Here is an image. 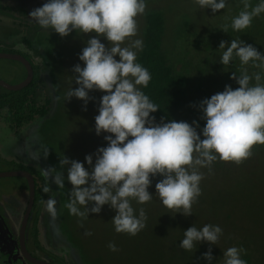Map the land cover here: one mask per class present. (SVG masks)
Segmentation results:
<instances>
[{"label":"rangeland","instance_id":"374dc122","mask_svg":"<svg viewBox=\"0 0 264 264\" xmlns=\"http://www.w3.org/2000/svg\"><path fill=\"white\" fill-rule=\"evenodd\" d=\"M58 1L63 0H0L13 10L0 11V48L19 51L40 67L43 53L25 45L23 37L29 39L33 33L21 24L51 23L56 20L51 12L58 16L60 10L62 15L73 14L56 37L51 36L57 32V20L39 30L49 42L51 56L46 91L50 111L45 124L36 119L12 130L0 116V172L25 166L39 187L43 182L49 184L47 198L38 203L29 221L28 229L36 219L38 230V245L31 233L27 236L31 253L53 264H78L76 256L72 259L74 251L81 264H247L239 248L242 239H248L245 244L250 248L244 250L264 264V202L245 196L243 186L227 204L226 197L211 193L208 197L202 193L205 186L215 189L218 185L201 173L200 166L193 181L197 188L194 197L184 199L175 194L178 207L159 201L157 241L151 239L148 228L133 226L139 217L135 209L142 205L134 187L147 183L140 180L134 160V150L145 148L148 140L146 131L134 120L138 100L133 61L141 43L140 17L147 11L165 10L170 13L166 17L171 26L177 16L198 14L196 25L200 22L201 27L209 28V0ZM13 26L15 35L11 36L8 32ZM8 68L16 73L11 74ZM22 72L17 62L0 60V80L18 84ZM184 177L174 180L182 182ZM171 184V189H177L175 182ZM27 188L23 178H0V213L11 230L20 223ZM48 202L53 205V223L54 219L62 223L54 237L62 241L67 237L74 248L71 257L49 246L44 223ZM167 203L171 205L166 207ZM244 218V230L239 232ZM62 226L64 235L59 233Z\"/></svg>","mask_w":264,"mask_h":264},{"label":"trees","instance_id":"16d2710c","mask_svg":"<svg viewBox=\"0 0 264 264\" xmlns=\"http://www.w3.org/2000/svg\"><path fill=\"white\" fill-rule=\"evenodd\" d=\"M99 1L104 4L106 0ZM110 1L115 0L107 2ZM0 11L13 10L0 4ZM19 11L25 15L23 10ZM166 13L159 9L147 11L140 17L143 22L139 30L141 43L133 61L138 100L134 120L146 131L148 139L145 148L134 150L140 180L147 183L134 187L133 192L140 194L142 205L135 209L139 217L136 216L133 226L148 228L154 241L161 230L159 201L178 207L180 202L175 194L180 193L184 199L194 197L197 188L193 181L200 174L199 166L201 173L203 171L209 181L218 185L215 189L205 186L202 193L208 197L210 193L214 197H226L227 204L236 195L234 191L238 192L243 186L245 196L264 202V0H209V28L201 27L200 22L196 25L198 14L177 16V22L170 26ZM56 14L51 12L57 20V32L51 37L61 34L66 21L73 16L62 15L61 10L60 15ZM91 14L88 17L92 18ZM198 18L201 19V15ZM90 22L92 24L93 20ZM51 23L37 22L31 27L21 24L33 33L29 39L24 36L23 42L43 53L44 64L37 66L24 55L33 69L30 85L16 92L0 87V116L12 130H20L36 119L45 124L50 111L46 91L51 56L49 42L44 41L45 36L39 30ZM9 29L8 34L15 35V27ZM0 52L9 51L0 49ZM18 64L23 80L26 71ZM7 71L16 73L14 68ZM18 169L33 176L34 206L41 204L47 198L48 182H43L42 189L29 169L23 166ZM181 175L186 176V182L174 180ZM172 182L177 184V189H171ZM146 198L148 201L144 204ZM49 202L44 217L50 227L48 234L52 228L53 236L49 235V241L71 257L74 248L67 237L65 241L54 237L61 220L56 223L54 219L53 223V205ZM64 208L62 201L61 216ZM244 227L245 218L238 227L239 232ZM13 230L0 213V264H16L9 242ZM65 232L62 226L59 233L64 235ZM37 235L35 219L31 229L35 245H38ZM247 240L240 242L239 252L243 249L240 257L247 264H259L258 259L253 260L254 256L244 250L250 248L245 244ZM73 253L72 259L76 256L75 260L81 264L76 251Z\"/></svg>","mask_w":264,"mask_h":264},{"label":"water","instance_id":"95a60500","mask_svg":"<svg viewBox=\"0 0 264 264\" xmlns=\"http://www.w3.org/2000/svg\"><path fill=\"white\" fill-rule=\"evenodd\" d=\"M0 60H9V61L18 62L24 67L26 71V76L24 80H22L20 83L15 84V85H10L0 80V87H2L3 89L7 91L16 92L30 85V83L33 80V69H32L31 63L25 57L18 55V54L0 53ZM4 177L23 178L26 180L27 187H28V203H27L24 215L21 219L20 228H19V246H20L21 255L30 264H49L45 261H41L39 259H35L31 257V255L28 253L25 247V231H26L30 213H31V210L34 204V197H35V192H34L35 184H34L33 177L31 176L29 172L23 171V170L0 172V178H4Z\"/></svg>","mask_w":264,"mask_h":264},{"label":"flooded vegetation","instance_id":"af4514ba","mask_svg":"<svg viewBox=\"0 0 264 264\" xmlns=\"http://www.w3.org/2000/svg\"><path fill=\"white\" fill-rule=\"evenodd\" d=\"M0 49H3V50H8L9 51V49H6V48H0ZM0 53H9V54H18V55H21V56H23V57H25L24 56V54H22L21 52H19V51H10V52H0ZM26 58V57H25ZM27 59V58H26ZM28 60V59H27ZM29 61V60H28ZM24 80V79H23ZM21 82V81H20ZM18 165H22V164H18ZM23 167H25V166H23ZM18 170H21V169H17V170H15V171H18ZM23 171H25V170H23ZM28 172V171H27ZM32 176V175H31ZM33 177V176H32ZM27 203H28V196H27V201H26ZM27 203H26V206H27ZM34 203H35V201H34ZM26 206H25V208H24V211H23V213H22V217H23V215H24V212H25V209H26ZM37 208V204H35V206H34V204H33V207H32V210H31V213H30V217H29V220H28V224H27V227H26V231H25V247H26V249H27V251H28V253L31 255V257H33V258H35V259H39V260H41V261H45V262H47V263H49V264H53L52 262H50V261H48V260H46V259H42V258H39V257H36V256H34L32 253H31V250L29 249V245H28V239H27V236H28V233H31V230L30 229H28V226H29V221H30V218L32 217V213H33V211L35 210ZM47 212H48V210H47ZM47 212H46V214H47ZM45 214V215H46ZM22 217H21V219H22ZM45 217V216H44ZM44 219H46V218H44ZM20 223H21V220H20ZM20 223H19V225H18V228L15 230H13L11 233H10V239H9V242H10V244H11V257H12V259H13V263H16V264H30L29 262H27L25 259H24V257L21 255V252H20V246H19V228H20ZM44 223H46V221L44 220ZM47 227H46V234H47V240H48V242H49V246L50 247H52V248H54L55 246H54V244H53V242H51L50 243V241H49V235L50 236H53L52 235V228H51V234H48V231L50 230V227H48V225H46ZM32 229V228H31ZM38 231V230H37ZM38 236V235H37ZM38 240V239H37ZM45 254L47 255V256H50V254L48 253V252H45Z\"/></svg>","mask_w":264,"mask_h":264}]
</instances>
